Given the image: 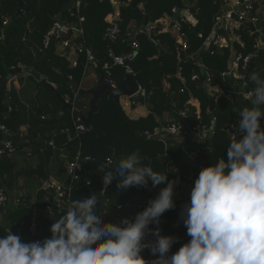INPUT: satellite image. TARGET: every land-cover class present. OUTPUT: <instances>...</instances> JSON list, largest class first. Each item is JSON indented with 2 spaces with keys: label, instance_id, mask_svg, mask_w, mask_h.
Wrapping results in <instances>:
<instances>
[{
  "label": "trees",
  "instance_id": "obj_1",
  "mask_svg": "<svg viewBox=\"0 0 264 264\" xmlns=\"http://www.w3.org/2000/svg\"><path fill=\"white\" fill-rule=\"evenodd\" d=\"M18 1L0 0V77H5L10 69L22 62L42 73L50 84L57 86L56 89L70 103L75 100V105L80 108L83 105L89 107L87 96L81 92H73L64 76L83 86L84 74H87L91 67L87 66L88 50L99 60V67H93L98 76L103 71L105 63H113V57L103 45L104 32L108 26L106 18L115 8L111 0H83L75 17L69 11L72 0H24L22 14L18 12ZM176 5V0H131L128 5L120 8V23L124 34L131 24L140 27L146 19L151 23L158 22V28L151 36L138 35L139 48L128 66L115 65L112 68L113 77L117 82L131 72L135 74L140 85L144 87V83L148 84L149 92L134 99L148 106L149 114L146 117L130 118L121 103H117L112 95L107 94L99 102V112L92 116L87 130L78 133L72 110L64 108L49 85L29 76L38 87L29 106L22 101L14 80H10L4 89L0 86V141L6 138L1 129V126L5 125L10 130L9 138L14 141L19 152L24 156L39 158L36 168L29 166L16 173L13 159L1 156L0 187L9 193L12 192L15 187H19V178L23 175L43 185L50 176L49 161L58 154L51 146L45 144V141L58 138V141L62 142L60 145L67 148L69 160L79 150L83 157L101 159V162L91 164L86 162L85 174L71 188L69 194L60 199L69 203L71 200L94 195V192L99 195L103 189V173L98 171L100 164L107 163L109 159L114 164L123 162L127 155L138 149L141 156L146 157L144 164L150 161L153 170L158 172H165L168 169V180L178 181L173 196L175 208L166 211L158 224L161 235L168 232L175 234L177 238L168 255L171 256L183 244L189 242L181 219V210L185 204L190 203L192 189H188L189 193L182 192V187L187 184L186 171L193 169L194 165L191 158L192 149H183V142L188 136L183 134L181 136L183 141L181 138L171 137L167 139V145L161 139L144 137L143 134L151 133L164 119L169 116L175 118L181 111L187 114L185 131H190L197 123L198 113L203 125L211 127L212 117L215 118L214 133L211 138L207 137L209 146L197 150L199 161L203 167H208L219 159L227 158V147L231 140L227 128L238 125L237 109L242 110L250 106V97L239 103V89L230 79L222 76L228 66L230 47H225L215 54L202 50L205 38L213 32L216 19L222 12V5L215 3L214 0H197L198 24L184 25V42L187 44L185 49L178 45L175 34L162 23L167 15L173 14L172 10ZM60 14L65 22L82 26L84 29L83 35L75 39L76 44L82 47V52L77 55V66H73L67 56L59 53L58 40L54 36H51L48 46L45 47L46 35L51 32ZM80 18L83 20L80 21ZM200 33L203 34V38L199 36ZM70 34L64 36L70 37ZM243 37L246 46L242 48L237 43L235 46L247 54L253 49L254 39L248 35ZM156 40L160 41L159 45L156 44ZM131 41L124 35L118 41L109 43V47L115 55L128 54L133 49ZM253 72L264 78V49H261L250 63L249 74ZM178 73L186 80L185 84L178 77ZM194 73L199 74V81L191 80ZM208 78L209 88L205 85ZM214 87H218L220 91L212 90ZM183 88L184 92H181ZM252 89L253 84L248 80L246 90L249 92ZM224 94L232 96V99ZM192 99L198 100L199 108L193 105ZM84 112L87 116L88 111ZM50 114H56V118H49ZM43 116L46 117L42 118ZM23 126H27L26 132H22ZM261 126L264 127V117H261ZM67 164L66 162L59 166L61 174L68 176L67 183L62 182L64 187H67L70 181ZM87 181L90 182L89 185ZM118 186L115 181L109 185L106 196L101 197L102 200L97 206V214H103L107 208L117 209L119 205L128 204L134 194L144 196L151 186V181L149 180L147 188L133 187L115 193L114 190ZM166 186L167 182L155 188L160 192ZM18 196L19 205L12 203L5 207L0 205L3 212L0 237L10 228L13 234H16L17 229L20 230L21 242L24 243L51 238L50 226L56 218L59 219L65 213L66 208L55 199L49 188L39 189L35 197L30 191L23 189ZM45 196L49 197V202L44 200ZM151 199L155 197L152 195L141 202L142 207L133 213L134 219L139 212L146 209ZM47 205L53 209L51 215L46 211ZM102 219L103 228L124 219L134 221L127 214H120L117 217L103 215ZM158 225L153 223L149 227L154 231ZM141 254L149 262L159 256V254L153 256L149 249H145Z\"/></svg>",
  "mask_w": 264,
  "mask_h": 264
},
{
  "label": "clouds",
  "instance_id": "obj_2",
  "mask_svg": "<svg viewBox=\"0 0 264 264\" xmlns=\"http://www.w3.org/2000/svg\"><path fill=\"white\" fill-rule=\"evenodd\" d=\"M250 106L238 110V132L232 139L227 158L200 170L190 193V203L181 210V219L191 237L169 256L175 237L163 236L157 227L160 217L175 208L174 188L165 172L144 164L139 150L123 162L100 164L105 197L109 185L114 190L153 188L165 184L155 199L139 212L134 221L124 219L101 227L97 195L71 200L66 211L50 226L51 238L30 243L6 229L0 237V264H264V78L253 72ZM114 165V167H112ZM154 237L147 240V236ZM99 245L98 247H94ZM149 249L157 259L150 262L141 254Z\"/></svg>",
  "mask_w": 264,
  "mask_h": 264
},
{
  "label": "built area",
  "instance_id": "obj_3",
  "mask_svg": "<svg viewBox=\"0 0 264 264\" xmlns=\"http://www.w3.org/2000/svg\"><path fill=\"white\" fill-rule=\"evenodd\" d=\"M131 2V0H127ZM215 3H219L222 5V12L217 17L213 32L208 35L202 45V50L209 51L211 54H215L218 51H222L225 47H230L231 54L228 62L227 69L222 73L224 78H228L232 81V84L239 89V86L242 85L245 89L243 94L244 99L250 97L251 91H247L246 87L248 86V77L250 71V63L251 61L257 57L259 51L264 49V26L262 23L264 22V0H214ZM83 0H72L69 11L72 16H76L77 12L80 9ZM112 4L115 5L116 1L111 0ZM199 8L197 6V0H181L180 6L176 5L172 12V15H167L165 20L162 21L164 27L167 29H171L173 33L176 34L178 45L182 46L183 49L187 48V44L184 42V25L196 26L198 24V18L196 13ZM108 26L104 32L103 40L108 44L111 42H116L122 36L126 35V37L131 41V46L133 47L132 51L128 54L115 55L113 54L111 48H108V52L113 57V63H105L103 66V71L105 73V82L111 85L112 87H117L118 82L113 77L112 68L115 65L118 66H128L127 60H132L134 56L137 54V49L139 48V41L137 39L139 34H145L147 36H151V34L158 28V22H148L144 27H135L129 26L125 32L123 33L121 23H120V13L114 10L113 13L107 16ZM83 18H80L82 21ZM70 34V37H65L64 35ZM84 33V29L82 26H77L68 22L60 23L56 20L53 29L51 32L46 35L45 47L48 46L51 36H54L58 40V47L61 49L59 53L63 56H67L68 60L72 63L73 66H77V57L71 58L70 53L74 51L76 55L82 52L81 45H77L75 39L82 36ZM243 35H248L249 37H253V49L244 54L239 51L235 46V43L239 44L242 48L246 46L245 39ZM199 36L203 38V34L200 33ZM160 41L156 40V44L159 45ZM88 64L87 66H93L95 68L99 67V60L93 55V53L88 50ZM203 71L205 68L201 65ZM86 73L84 74V77ZM98 76V75H97ZM99 77V76H98ZM178 77L185 84L186 80L184 77L178 73ZM191 80L199 81L200 76L198 73H194L191 76ZM206 87H210V78H208L206 82ZM233 88V90L235 89ZM212 88H210L211 90ZM212 90L219 92L220 89L218 87H214ZM181 92H184V88L181 89ZM145 89L142 85L139 84V93L136 97L142 95L145 96ZM239 95V91H238ZM69 102V100H68ZM70 103V102H69ZM71 104V110L73 112V116L75 118V129L78 133L85 132L87 130V125L85 123L86 113L84 111H89V107L87 105H83L82 108L75 105L74 102ZM11 111V109H10ZM208 112H211V109H208ZM77 113V114H75ZM88 113V112H87ZM182 116V119H176L172 116L170 118L164 119V121L154 128L151 133H146L149 137H155L163 140L167 145V139L171 137L182 136L183 134L197 135L200 139H207L211 127L207 125L201 124L200 114H197V123H195L190 131H185V120H186V112L181 111L178 113ZM43 116L42 118H45ZM213 122L215 123V118L212 117ZM238 125L229 126L227 128V133L232 139V134L237 135V139L242 138V133L238 132ZM1 129L4 131L6 138L0 141V157L8 156L13 157L17 153V149L14 141L9 138L11 136L10 130L2 125ZM214 133V130H213ZM49 145L55 147V141L53 139L49 140ZM183 149L187 148L183 145ZM89 157H83L81 150L77 151L70 160L67 161V170L70 177L69 185L64 187L58 180L49 179L45 183V188H53L59 197L69 194L71 188L81 179V177L86 172L85 163ZM111 160V159H109ZM108 160V161H109ZM112 161V160H111ZM113 163V161H112ZM204 168L203 165L200 167ZM90 182L87 181V185ZM142 201H139L136 205V209H140L142 207ZM12 203L13 205H19L20 197L18 195H12L5 188L0 187V205L7 206ZM127 205V204H126ZM126 205H119L117 207L118 210L122 209ZM61 207V205L59 204ZM135 209V210H136ZM46 211L51 215L53 213V209L50 205H47ZM135 212V211H134ZM133 212V213H134ZM130 214V218L134 219V214ZM103 221V219H102ZM159 228V226H157ZM186 237L188 241H190L191 237H189L186 233Z\"/></svg>",
  "mask_w": 264,
  "mask_h": 264
},
{
  "label": "crops",
  "instance_id": "obj_4",
  "mask_svg": "<svg viewBox=\"0 0 264 264\" xmlns=\"http://www.w3.org/2000/svg\"><path fill=\"white\" fill-rule=\"evenodd\" d=\"M103 45L107 49L109 48V44L107 42L104 41ZM58 51H61V49L59 48ZM70 57L75 58V57H77V55L75 54L74 51H71ZM97 75H98L97 72L94 70L93 66H91L89 68L86 76L84 77V80L86 81V78L91 77V78L98 81L100 76L98 77ZM12 80H14L15 85L20 92V96L22 98V101L26 105L29 106L30 100L35 96V94L38 90L37 84L32 79H30L29 75H27V74L15 75ZM8 85H9V82H8ZM54 86L57 87L56 85H54ZM80 88L83 89L81 86H80ZM87 89H89V88H87ZM224 95L227 96L229 99H232V96H229L228 94H224ZM134 97L135 98L129 97L130 98L129 101H125L122 103V100H121V102H120L121 105L123 106L126 114L132 119H138L140 117H146L149 114L148 106L143 105L142 103L135 101L134 99H136L137 97L136 96H134ZM192 103L197 108H199L198 100L192 99ZM89 107H90V102H89ZM167 118H170V116ZM21 129H22V132H26L27 126H23ZM177 137L181 138V140L183 139V137H181V136H177ZM53 140L55 141V147H52V146L51 147L54 150H56V152L58 154L51 157V159L49 161V174H50L49 179L53 178V179L58 180L61 184H62V182L66 184L68 181V179H67L68 176L66 174L65 175L61 174L59 166H61L62 163H66L69 160V157H68L69 152H68L67 148H65L63 145H60L62 142L60 140L58 141V138H54ZM45 144L49 145V142L45 141ZM183 145L187 149H189V148L192 149L191 158L194 161L193 169H188L186 171L187 184L182 187V192L189 193L188 189L192 188L194 186V182H195L196 178L198 177L199 172L201 170L200 167L202 166L201 162L199 161V156L197 154V150L202 149V148H207L209 146V142L207 139L202 140L197 135L190 134L188 136L187 140H184ZM11 158L13 159V161L16 164V173H18L22 169H25V167L27 165L36 168L38 163H39L38 156H30V157L24 156L19 151H17V153ZM49 179L45 180L43 185H39L38 181H31L27 176L23 175L19 178V185H18L19 187H15L12 190V192H10V193H13L12 195H18V194L20 195L23 192V189H26V191L27 190L30 191L33 194V197H35V195L37 194L39 189L45 188V183ZM44 200L49 202L50 199L48 196H45ZM106 215L114 216L112 214L111 208H107L104 216H106ZM2 218H3V212L0 209V219H2ZM164 222H165V220H164ZM183 229L185 230L186 227L184 226ZM186 231H187V229H186ZM15 235H18L20 237V230ZM162 235L175 237V234L168 233V232H165ZM153 239H154V237L149 235V236H147L146 241L147 240H153Z\"/></svg>",
  "mask_w": 264,
  "mask_h": 264
},
{
  "label": "water",
  "instance_id": "obj_5",
  "mask_svg": "<svg viewBox=\"0 0 264 264\" xmlns=\"http://www.w3.org/2000/svg\"><path fill=\"white\" fill-rule=\"evenodd\" d=\"M19 13L22 14V8L24 6V0H19ZM177 5L180 6L181 4V0H176ZM57 20L62 23L63 22V16L62 14L59 15V17L57 18ZM148 19H146V21L141 25V27H144L147 23H148ZM130 59L127 60V65L130 63ZM18 74H27L29 76H32L35 80H37L38 82H44L45 85H49L52 89V91L59 97L60 101L63 103L64 108L65 109H71V104L68 102V100L56 89V87L52 84H50L46 79L45 76L40 73L39 71H37L36 69H34L31 66H27L24 65L22 62H19L18 65L15 68H12L9 70V73L1 78L0 77V86L2 89L6 88L8 85V82L10 80L13 79V77L15 75ZM65 80L68 81L69 85L71 86L73 92L78 93L81 92L84 95H88L90 96V109L87 113V116L85 117V123L87 125V127H89L90 125V121L91 118L94 114L99 112V102L102 100L103 97H105L107 94L112 95L114 100L117 103L121 102V97L122 96H126V97H134L139 93V82L135 76L134 73H127L125 75V77L123 79H120V81L117 84V87H112L111 85H109L108 83L105 82V73L104 71L100 72V77L99 80L97 82V84L89 89H81L80 85L75 82L74 80H72L71 78L64 76ZM144 89H145V93L147 94L149 92L148 89V84L144 83ZM245 89L242 85L239 86V95H238V102L241 103L242 100L244 99V94ZM13 110V108H12ZM13 114V112H12ZM49 118H56V114H50L48 115ZM176 119H182L181 115H175ZM185 123L187 125V121L185 120ZM215 127V123L212 122L211 124V131L209 133V137L211 138L213 135V130ZM56 132V131H54ZM144 137H147L146 134H143ZM95 162H101V159L99 158H89L87 160L88 164L91 163H95ZM114 164V163H113ZM114 166V165H113ZM49 190L53 193L55 199L57 201L60 202V204L66 208V205L68 204L67 202H65L64 200L60 199V197L58 196L57 192L53 189V188H49ZM159 194V191L156 188H153L152 186H150L148 192L144 195V196H139L138 194H134L131 197L130 202L124 206L122 209L118 210V209H112V214L117 217L120 214H127L130 215L132 214L135 209H136V205L139 201H143L145 199L150 198L152 195L156 198ZM94 195H96V193L94 192ZM98 200H102V198L97 195ZM19 230H16V233H18Z\"/></svg>",
  "mask_w": 264,
  "mask_h": 264
},
{
  "label": "rangeland",
  "instance_id": "obj_6",
  "mask_svg": "<svg viewBox=\"0 0 264 264\" xmlns=\"http://www.w3.org/2000/svg\"><path fill=\"white\" fill-rule=\"evenodd\" d=\"M116 1V3H115V5H114V10L116 11V12H119L120 13V8L122 7V6H124V5H128L130 2H128V1H122V0H115ZM133 23V22H132ZM157 23V22H156ZM132 25V24H131ZM130 25V26H131ZM169 31H171V32H173L171 29H168ZM175 34V33H174ZM175 36H176V34H175ZM58 49H59V47H58ZM96 82H98L97 80H95V79H93V78H91V77H88V78H86V81L84 80V78H83V82H82V84H83V89H87V88H92V87H94L97 83ZM36 95V94H35ZM85 96H87L86 98H87V100L88 101H90V96H88V95H85ZM121 100H122V103L123 102H125V101H129L130 100V98L129 97H126V96H122L121 97ZM26 169L27 168H29V165H27L26 167H25ZM28 177V176H27ZM29 178V177H28ZM3 221V218L2 219H0V222H2Z\"/></svg>",
  "mask_w": 264,
  "mask_h": 264
}]
</instances>
